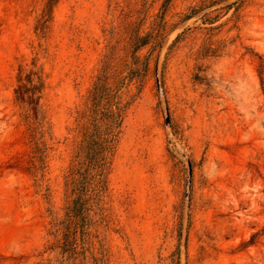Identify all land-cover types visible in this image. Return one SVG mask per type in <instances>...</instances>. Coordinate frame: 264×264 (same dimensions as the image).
<instances>
[{
	"label": "rangeland",
	"instance_id": "374dc122",
	"mask_svg": "<svg viewBox=\"0 0 264 264\" xmlns=\"http://www.w3.org/2000/svg\"><path fill=\"white\" fill-rule=\"evenodd\" d=\"M164 1L57 0L40 30L46 0H0V264H94L66 259L52 232L77 111L104 67L131 65ZM163 21L158 43L135 52L147 70L128 85L91 251L104 264H264V0H170ZM32 65L50 126L35 173L13 92Z\"/></svg>",
	"mask_w": 264,
	"mask_h": 264
},
{
	"label": "trees",
	"instance_id": "16d2710c",
	"mask_svg": "<svg viewBox=\"0 0 264 264\" xmlns=\"http://www.w3.org/2000/svg\"><path fill=\"white\" fill-rule=\"evenodd\" d=\"M56 1L46 0L36 28L42 30L45 27ZM169 1H164L163 11L154 27L135 36L131 65L118 72L104 67L87 90L84 107L77 111L78 142L65 175L68 200L63 218L54 223L52 231L54 234L60 232L57 246L68 260L84 257L85 252H89L94 264H104L102 257L93 255L90 238L96 220H105L108 175L122 134V123L133 100L128 94V85L141 83L147 70V61H140L135 52L148 43L153 46L158 43L164 26L165 5ZM233 3H228L225 8H230ZM195 12L196 9H192L184 18ZM44 86V76L34 65L27 70L18 67L13 92L15 102L22 108L25 135L31 145L29 164L25 167L31 173L44 167L47 150L44 137L46 132L50 133L40 104Z\"/></svg>",
	"mask_w": 264,
	"mask_h": 264
}]
</instances>
